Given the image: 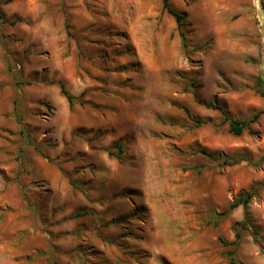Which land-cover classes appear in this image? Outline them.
Segmentation results:
<instances>
[{
	"label": "rangeland",
	"instance_id": "rangeland-1",
	"mask_svg": "<svg viewBox=\"0 0 264 264\" xmlns=\"http://www.w3.org/2000/svg\"><path fill=\"white\" fill-rule=\"evenodd\" d=\"M5 1L0 264H264V163L200 153L264 155V115L205 105L264 109L253 0H167L185 47L162 0Z\"/></svg>",
	"mask_w": 264,
	"mask_h": 264
},
{
	"label": "trees",
	"instance_id": "trees-1",
	"mask_svg": "<svg viewBox=\"0 0 264 264\" xmlns=\"http://www.w3.org/2000/svg\"><path fill=\"white\" fill-rule=\"evenodd\" d=\"M10 2H11V0H6L3 3L8 4ZM1 5H2V3L0 2V7H1ZM162 11L166 12L169 16H171L174 19L179 37H180L181 42H182V45H183V47H185V35H184L181 28L183 27V20L187 17V14L175 11L170 5H168L167 0H162ZM0 20H2L1 9H0ZM55 84L58 86L61 96L66 99V101L69 105V108L72 109L74 104H75L76 98L66 90L65 85L63 83L57 82ZM257 92L260 96L264 97V86L262 84L261 79H259V78L257 79ZM205 105H206V107H208L210 109L213 108L222 114L224 122L228 124L229 133L235 137H240L245 132H247L251 135H255V133L251 130L250 126L252 124H256L259 121L260 117L262 115H264V109H262L261 111L252 115L247 120L233 119L224 107L216 106V105H213L212 103H208ZM185 113L187 116H189L188 110H185ZM113 147L116 148L119 153L122 151L120 144H114ZM200 153L202 155L208 157L212 161H218V160L222 161L223 165H227V166H234V165H237L241 162H246V163H248V165H250L252 167H258L264 163V155L261 156L260 158H258L257 160H253L252 158L247 157L245 155H235V156L226 157V158H216L213 154L208 153L205 150H201ZM256 192H257V188H255V187H250V189L248 191L242 190L238 194L236 199L228 206V209L224 213H222L221 215H225L228 212H231L234 209L238 208L239 206H243L244 208H247L248 204L250 203L251 198L255 196ZM244 226H245V224H239V223L236 224V227H241L243 229H244ZM254 234L256 236L258 235L256 231L254 232ZM235 237H236V241H239L241 238L239 232L236 229H235ZM220 241L224 246H227V244H225L221 239H220ZM227 256L229 258L230 264H238L233 258V256H234L233 251L228 252Z\"/></svg>",
	"mask_w": 264,
	"mask_h": 264
},
{
	"label": "water",
	"instance_id": "water-1",
	"mask_svg": "<svg viewBox=\"0 0 264 264\" xmlns=\"http://www.w3.org/2000/svg\"><path fill=\"white\" fill-rule=\"evenodd\" d=\"M253 6H254V9L256 11L258 20L261 24L260 33H261V37H262V44L264 47V7L261 3V0H253ZM259 70L261 72L260 78H261L262 84L264 86V53H263V58L261 60V63L259 65Z\"/></svg>",
	"mask_w": 264,
	"mask_h": 264
}]
</instances>
